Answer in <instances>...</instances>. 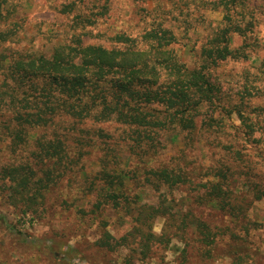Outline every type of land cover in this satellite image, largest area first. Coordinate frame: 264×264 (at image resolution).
Returning a JSON list of instances; mask_svg holds the SVG:
<instances>
[{
	"label": "trees",
	"instance_id": "trees-1",
	"mask_svg": "<svg viewBox=\"0 0 264 264\" xmlns=\"http://www.w3.org/2000/svg\"><path fill=\"white\" fill-rule=\"evenodd\" d=\"M96 1L102 2L101 8L93 0H74L62 7L63 13H76L69 18L71 23L61 43L46 56L24 48V27L13 16L14 6L9 0H0V118L5 116L0 120V141L7 143L10 152L9 160L0 163V184L9 192L8 202L19 205L22 212L26 206L43 204L85 152L79 148L71 155L64 139L72 128L85 120L113 121L129 130V137L140 149L137 155L142 165L122 169L118 157H99V171L86 181L87 191L94 193L92 211L122 210L130 218L133 226L118 239L121 246L137 237L140 252L148 253L153 244L164 242L166 228L173 226V237L191 229L205 258L211 259L221 227L211 228L190 211H173L174 206L166 204L163 193L156 205L140 204L136 194L126 193V186L141 175L143 184L156 192L166 189L172 193L192 185L189 173L180 167L152 168L144 158L164 148L158 140L164 133L173 132L174 139L190 134L196 130L199 118L202 126L220 127L213 114L221 93L211 72L221 61L246 55L244 51L250 45H231L232 34L245 41L252 28L251 20L246 23L250 27H246L234 19L242 15L243 0L215 3L223 13L222 23L209 36L208 43L195 50L191 68L174 51L177 40L173 32L156 16H150L147 26L135 37L124 32L104 33L102 37L112 41L110 48L85 44L83 38L90 34L86 27H97L109 15L110 0ZM16 44L19 47L14 48ZM237 115L243 123L241 113ZM61 118L73 120L71 127ZM243 126L246 130L241 129V135L249 139L251 129ZM73 133L77 136L76 130ZM89 135L77 137L75 145L93 146L95 141ZM229 170L225 165L206 169L204 176L209 179L195 184L197 193L185 198L229 216L248 235V229L240 227L247 221L245 208L230 188ZM250 192H254L255 200L264 198V189L251 188ZM157 218L164 219L159 235L152 231ZM105 226L101 222V227ZM110 240L113 239L105 229L95 245L108 247ZM236 260L245 262L242 256Z\"/></svg>",
	"mask_w": 264,
	"mask_h": 264
},
{
	"label": "rangeland",
	"instance_id": "rangeland-1",
	"mask_svg": "<svg viewBox=\"0 0 264 264\" xmlns=\"http://www.w3.org/2000/svg\"><path fill=\"white\" fill-rule=\"evenodd\" d=\"M72 1L9 0L15 9L13 16L24 27L21 36L24 48L48 56L61 43L71 23L69 18L76 13L67 14L61 10ZM217 1L110 0L109 15L102 18L97 27H86L90 34L83 38L84 43L110 48L112 41L102 37L104 33L124 32L135 37L147 26L150 16H156L173 32L177 40L174 51L191 68L195 50L207 44L209 36L222 23L223 13L215 4ZM93 2L99 8L103 5L96 0ZM240 13L242 15L235 17V21L250 27L246 23L251 20L252 28L245 41L232 34L231 45H250L244 51L246 55L221 61L211 72L221 93L217 112L213 114L220 127L202 126L199 118L196 130L190 134H181L174 139L173 132L164 133L158 138L164 148H158L157 153L144 158V163L152 168L180 167L189 173L192 185L182 186L172 193L166 189L156 192L143 184L141 175L126 186V193L136 194L140 204L156 205L159 194L163 193L168 201L166 204L174 206L173 211H190L211 228L221 227L212 258H205L191 229L173 237V226L166 228L164 242L153 244L148 253L140 252L137 237L133 240L128 237L130 240L126 243L129 246L119 244L118 239L130 231L133 222L122 210L92 211L94 193L87 191L86 181L99 171L98 158L101 156L118 157L122 169L142 165L138 161L140 155H137L140 149L132 142L125 126L113 121L93 123L85 120L77 123L64 139L70 146L71 155L79 148L85 151L80 156L81 161L59 180L43 204L24 206L25 212H22L19 205L9 204V192L0 184V264H242L241 260H236L241 256L245 258L244 264H264V198L255 200L254 192H250L251 188L264 189V0H243ZM17 47L19 44L14 46ZM237 112L244 118L243 123ZM65 121L67 127L73 122L69 118ZM245 124L252 132L249 139L240 132L245 129ZM89 133L95 141L93 146L75 145L77 137ZM9 158L7 143L0 141V163ZM224 165L232 172L229 182L235 192L233 195L241 199L245 208L249 223L244 221L240 227L247 228L248 235L229 216L185 198L197 193L195 184L209 179L204 176L206 169ZM101 222L106 223L105 228L101 227ZM163 223L162 218L154 221V234L161 233ZM105 229L113 240H110V246L99 248L95 244Z\"/></svg>",
	"mask_w": 264,
	"mask_h": 264
}]
</instances>
